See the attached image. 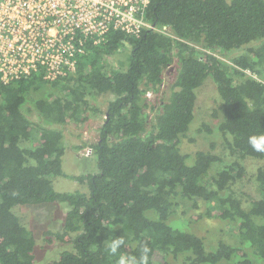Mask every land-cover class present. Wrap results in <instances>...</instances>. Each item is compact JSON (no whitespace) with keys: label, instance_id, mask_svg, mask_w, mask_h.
<instances>
[{"label":"trees","instance_id":"trees-1","mask_svg":"<svg viewBox=\"0 0 264 264\" xmlns=\"http://www.w3.org/2000/svg\"><path fill=\"white\" fill-rule=\"evenodd\" d=\"M145 19L167 25L174 37L151 29L137 38L111 32L98 46L85 44L73 73L51 81L38 70L0 83V264H35V239L13 207L49 202L67 204L62 229L49 234L73 249L46 264H117L120 255L139 258L144 248L147 264H264V164L256 166L253 193L231 187L246 175L243 159L264 160L248 144L249 136L264 133V42L229 62L216 54L264 37V0H151ZM122 48L126 68L107 66L103 57ZM168 66L174 68L169 94L148 121L146 109L157 100L147 93L158 94ZM207 78L219 97L217 129L234 157L209 177L221 157L181 149L196 90ZM36 82L52 88L38 97ZM108 92L113 98L90 145L98 171L64 173L62 129L33 121L26 111L62 125L88 105L87 94ZM56 176L85 184L86 191H56ZM200 203L205 213L194 217L224 220L219 232L234 241L216 237L208 250L202 235L169 224L179 206ZM115 237L124 243L112 255L104 245Z\"/></svg>","mask_w":264,"mask_h":264},{"label":"rangeland","instance_id":"rangeland-1","mask_svg":"<svg viewBox=\"0 0 264 264\" xmlns=\"http://www.w3.org/2000/svg\"><path fill=\"white\" fill-rule=\"evenodd\" d=\"M264 42V37L254 40L238 49H232L229 52L216 54L224 61L229 62V59L237 54L244 52L248 46H257ZM107 66L118 67L125 69L128 62V51L121 49L116 54L103 57ZM174 68L168 66L164 69V79L159 87L158 94L152 92L147 93V97L152 100H157L153 110L146 109L148 112V121L153 120L155 113L159 109V99L166 98L169 94L171 84L173 82ZM38 91L34 95L42 97L47 95L52 88V85L42 82H36ZM113 98V94L108 92L99 96L86 95L88 105L65 124H49L36 110L26 111L27 116L43 125L55 126L62 129L64 135V153L62 155V170L66 174H86L98 171L97 163L93 154L91 156L84 155V147L90 146L97 139L99 126L102 124L105 115L107 102ZM219 97L216 92L215 84L210 78H207L196 90V100L194 105V118L185 138L181 141V149L184 152H194L196 150H210L221 157L220 162L211 164L210 174L220 169L226 162L234 159V157L224 147L221 133L217 129V118L213 116V111L217 108ZM33 104V103H32ZM209 128L207 130L205 127ZM61 127V128H60ZM188 161V160H187ZM188 162H192V159ZM243 164L246 166V175L237 179L232 184V189H241V191L253 193L254 191V175L256 166L264 164V160L255 161L253 159H243ZM252 176V177H251ZM53 186L56 191H73L80 189L86 191L85 184H77L76 181L69 177L56 176L52 178ZM244 197V196H243ZM200 203L198 209L189 207L184 209L181 205L177 209V214L173 217L170 215L168 222L172 225V221L179 223L181 227L193 230L205 238L206 249H213L215 246L216 237L224 238L228 242L234 241L227 232H219L223 229L224 220L204 215L202 218H195L194 215H202L205 213V208ZM67 204L60 202H49L41 204H22L13 207V211L20 217L22 223L31 231L34 239V263L46 264L56 260L58 255L64 250H72L71 243H62L54 239L49 233L56 232L62 229L64 218L67 211ZM182 211L184 212L183 214ZM227 229H231L228 224ZM221 264H233L231 261H223ZM254 264H262L257 259Z\"/></svg>","mask_w":264,"mask_h":264},{"label":"built area","instance_id":"built-area-1","mask_svg":"<svg viewBox=\"0 0 264 264\" xmlns=\"http://www.w3.org/2000/svg\"><path fill=\"white\" fill-rule=\"evenodd\" d=\"M150 1L0 0V83L38 70L51 81L73 73L85 44L98 46L111 32L137 38L151 29L174 37L167 25L145 19Z\"/></svg>","mask_w":264,"mask_h":264},{"label":"clouds","instance_id":"clouds-1","mask_svg":"<svg viewBox=\"0 0 264 264\" xmlns=\"http://www.w3.org/2000/svg\"><path fill=\"white\" fill-rule=\"evenodd\" d=\"M248 144L255 152L264 153V133L249 136ZM123 243L122 238L115 237L106 241L104 246L110 254L115 255ZM147 251L148 249L144 248L139 258L122 254L118 257L117 264H147Z\"/></svg>","mask_w":264,"mask_h":264}]
</instances>
